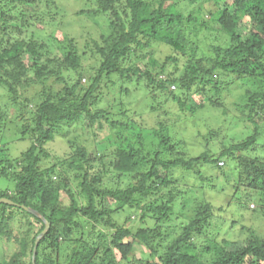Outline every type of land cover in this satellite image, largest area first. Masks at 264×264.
<instances>
[{"label": "clouds", "instance_id": "9594fccd", "mask_svg": "<svg viewBox=\"0 0 264 264\" xmlns=\"http://www.w3.org/2000/svg\"><path fill=\"white\" fill-rule=\"evenodd\" d=\"M234 262L264 264V0H0V264Z\"/></svg>", "mask_w": 264, "mask_h": 264}, {"label": "trees", "instance_id": "16d2710c", "mask_svg": "<svg viewBox=\"0 0 264 264\" xmlns=\"http://www.w3.org/2000/svg\"><path fill=\"white\" fill-rule=\"evenodd\" d=\"M237 262H239V257H237ZM237 262H234V264H237Z\"/></svg>", "mask_w": 264, "mask_h": 264}]
</instances>
